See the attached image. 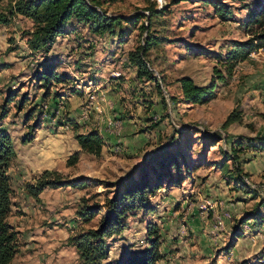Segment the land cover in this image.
Masks as SVG:
<instances>
[{
  "label": "rangeland",
  "instance_id": "obj_1",
  "mask_svg": "<svg viewBox=\"0 0 264 264\" xmlns=\"http://www.w3.org/2000/svg\"><path fill=\"white\" fill-rule=\"evenodd\" d=\"M16 1L0 0V106L11 98L0 131L15 152L7 223L17 250L9 264H84L72 238L99 227L108 201L136 188L143 169L147 184L159 189L126 213L125 229L107 239L102 264H133L153 250L152 241H158L156 264H264V152L245 144L264 132V48L239 63L226 83L214 72L224 73L217 54L250 38L246 21L264 0H218L232 10L225 22L198 0H94L101 14L122 22L99 34L72 19L47 53L31 49L35 25L14 13ZM146 39H158L145 57L155 80L138 78L129 61ZM45 67L64 81L43 85L37 76ZM182 77L197 86L214 82L216 98L184 104ZM232 111L240 119L224 129ZM109 122L118 123V135ZM90 132L102 138L99 156L76 143ZM241 139L234 160L227 141ZM75 153L78 160L68 164ZM169 155L173 162L160 168L157 162ZM238 171L254 194L235 190L229 179ZM44 179L58 182L30 196L26 186ZM85 209L95 211L91 220ZM256 212L262 222H241Z\"/></svg>",
  "mask_w": 264,
  "mask_h": 264
},
{
  "label": "trees",
  "instance_id": "obj_2",
  "mask_svg": "<svg viewBox=\"0 0 264 264\" xmlns=\"http://www.w3.org/2000/svg\"><path fill=\"white\" fill-rule=\"evenodd\" d=\"M198 1L206 5H212L215 14L223 22L232 15L231 8L218 0ZM93 3L94 0H17L13 10L15 14L31 20L35 25V31L31 35V49L38 50L42 48L47 53L54 44L55 39L64 33L65 27L72 19H75L78 23L88 24L94 32L99 34L112 33L114 28L122 22V19L119 17H109L101 14ZM149 12L150 14H158V11H155L153 7H150ZM150 17L151 15H149L147 20L149 26ZM139 18L138 15L132 16L127 22H136ZM245 27H247L248 35H250L249 39L246 41H233L224 55H216L218 64L224 69V73L214 69L217 75L216 78L220 83H226L227 80L231 79L233 71L239 63L246 61L252 53H256L264 48V3L258 11L251 14L250 18L246 21ZM254 28L256 29L253 30ZM142 29L147 31V34L149 33V27L142 26ZM149 39L145 40L143 46L138 47L136 51L130 53L129 61L136 67L138 78L155 80L153 73L149 70L145 61V57L151 46L157 44L158 39L155 40V43H150ZM50 78H54L57 83L64 81V78L58 77L48 67H45L42 73L37 76V80L43 82V85H47L50 82ZM178 85L182 102L186 105H205L216 98L217 85H214V82L210 86H197L190 77H182L178 79ZM10 99H6L0 106V119L7 116L6 108ZM239 119V112L232 111L227 116L222 127L225 129L228 125ZM75 139L81 151L94 156L101 154L103 141L97 132L77 135ZM26 142L29 141L25 140L24 143ZM227 143L231 152V158L236 160V152L244 145V141L242 139L236 142L228 140ZM245 144L252 152H264V132L253 139H248ZM14 155L15 152L10 137L0 131V264H9L17 250L16 232L7 223V218L10 214L11 198L8 168ZM78 156V153L71 155L68 159V164L72 165L76 163ZM173 158V155L162 158L157 162V165L162 168L161 166L173 162ZM147 171V169H143L136 188L131 190L123 188L121 191L119 190L116 200L108 201L106 205L107 215L102 219L99 227L72 238L73 246L80 254V258L84 264H102V261L108 255L107 239L125 229L124 221L126 213L144 204L148 195H152L155 189H159L157 188L158 185L152 187L147 184L149 181ZM49 174L45 172L42 177H48ZM162 177H164V174ZM245 178V174L238 171L237 175L230 177L229 180L233 181L236 191L241 190L244 194H254L250 185L244 181ZM55 182L58 181L44 179L35 186L27 185L26 190L30 196L36 197L46 187L57 184ZM72 185L82 187L84 183L75 181ZM262 204L260 203L258 207H261ZM82 215L87 220H91L95 216V211L93 209H85ZM259 216L258 212L252 213L251 218H245L241 222L246 224L250 221L251 225L259 224L263 219ZM148 233L149 236H153L155 231L150 228ZM241 233L242 231L238 229L234 231V235ZM151 246L153 250L136 259L133 264H156L160 259V255L156 252L158 241H152Z\"/></svg>",
  "mask_w": 264,
  "mask_h": 264
},
{
  "label": "built area",
  "instance_id": "obj_3",
  "mask_svg": "<svg viewBox=\"0 0 264 264\" xmlns=\"http://www.w3.org/2000/svg\"><path fill=\"white\" fill-rule=\"evenodd\" d=\"M261 50V49H260ZM91 100H93V97H91ZM94 103V102H93ZM92 103V105H93ZM88 110H91L90 107H87ZM89 113V112H88ZM83 119H87V112L86 113H83ZM108 128L110 129V131L116 135H118L119 131H120V126L118 125V123H115V122H109L108 123ZM247 184L250 185V183H248L246 181Z\"/></svg>",
  "mask_w": 264,
  "mask_h": 264
},
{
  "label": "crops",
  "instance_id": "obj_4",
  "mask_svg": "<svg viewBox=\"0 0 264 264\" xmlns=\"http://www.w3.org/2000/svg\"><path fill=\"white\" fill-rule=\"evenodd\" d=\"M90 131V130H89ZM86 134V133H85Z\"/></svg>",
  "mask_w": 264,
  "mask_h": 264
}]
</instances>
